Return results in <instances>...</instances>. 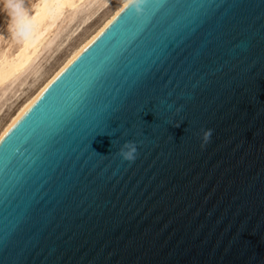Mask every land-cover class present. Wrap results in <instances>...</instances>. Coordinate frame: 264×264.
Wrapping results in <instances>:
<instances>
[{
  "label": "water",
  "instance_id": "1",
  "mask_svg": "<svg viewBox=\"0 0 264 264\" xmlns=\"http://www.w3.org/2000/svg\"><path fill=\"white\" fill-rule=\"evenodd\" d=\"M0 264H264V0H131L0 138Z\"/></svg>",
  "mask_w": 264,
  "mask_h": 264
},
{
  "label": "bare ground",
  "instance_id": "2",
  "mask_svg": "<svg viewBox=\"0 0 264 264\" xmlns=\"http://www.w3.org/2000/svg\"><path fill=\"white\" fill-rule=\"evenodd\" d=\"M1 0L0 138L131 0ZM99 15V16H98Z\"/></svg>",
  "mask_w": 264,
  "mask_h": 264
},
{
  "label": "clouds",
  "instance_id": "3",
  "mask_svg": "<svg viewBox=\"0 0 264 264\" xmlns=\"http://www.w3.org/2000/svg\"><path fill=\"white\" fill-rule=\"evenodd\" d=\"M17 6L14 4H9L5 6V14L9 17V22H11L14 19V16L12 13L8 12V9H15ZM140 9H138L139 11ZM109 135V134H108ZM207 135V134H206ZM110 136V135H109ZM112 143V141H111ZM120 155L125 159V160H134L135 159V154L137 152V147L135 143L133 142H126L119 150Z\"/></svg>",
  "mask_w": 264,
  "mask_h": 264
},
{
  "label": "rangeland",
  "instance_id": "4",
  "mask_svg": "<svg viewBox=\"0 0 264 264\" xmlns=\"http://www.w3.org/2000/svg\"><path fill=\"white\" fill-rule=\"evenodd\" d=\"M17 1L18 0H12L11 1V3L12 4H16L17 3ZM34 0H29V2H28V6H30L31 5V3L33 2ZM1 13H2V11H1V0H0V20H1ZM99 16V15H98ZM0 35H1V26H0ZM2 117V114H0V118Z\"/></svg>",
  "mask_w": 264,
  "mask_h": 264
}]
</instances>
